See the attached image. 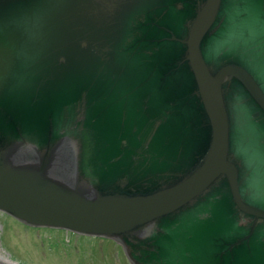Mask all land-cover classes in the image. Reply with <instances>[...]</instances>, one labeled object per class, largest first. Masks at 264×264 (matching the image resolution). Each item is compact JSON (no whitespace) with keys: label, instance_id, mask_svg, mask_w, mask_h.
<instances>
[{"label":"water","instance_id":"1","mask_svg":"<svg viewBox=\"0 0 264 264\" xmlns=\"http://www.w3.org/2000/svg\"><path fill=\"white\" fill-rule=\"evenodd\" d=\"M0 210L264 264V0H0Z\"/></svg>","mask_w":264,"mask_h":264},{"label":"rangeland","instance_id":"2","mask_svg":"<svg viewBox=\"0 0 264 264\" xmlns=\"http://www.w3.org/2000/svg\"><path fill=\"white\" fill-rule=\"evenodd\" d=\"M0 257L14 264H132L112 239L30 226L1 210Z\"/></svg>","mask_w":264,"mask_h":264},{"label":"flooded vegetation","instance_id":"3","mask_svg":"<svg viewBox=\"0 0 264 264\" xmlns=\"http://www.w3.org/2000/svg\"><path fill=\"white\" fill-rule=\"evenodd\" d=\"M245 12V11H244ZM243 12V13H244ZM87 236H91V235H87ZM94 237V236H93ZM96 237H101V236H96ZM104 238H107V237H104ZM109 239H112V238H109ZM112 240H114L115 242H117V243H119L120 245H122L120 242H118L117 240H115V239H112ZM122 247H123V245H122ZM124 248V247H123ZM124 251H125V249H124ZM126 253V252H125ZM165 256V255H164Z\"/></svg>","mask_w":264,"mask_h":264},{"label":"bare ground","instance_id":"4","mask_svg":"<svg viewBox=\"0 0 264 264\" xmlns=\"http://www.w3.org/2000/svg\"><path fill=\"white\" fill-rule=\"evenodd\" d=\"M0 260H1V261H4V262H6V263H11V262L7 261L6 259H4V258H2V257H0Z\"/></svg>","mask_w":264,"mask_h":264}]
</instances>
